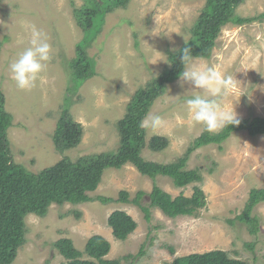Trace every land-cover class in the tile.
<instances>
[{
  "label": "rangeland",
  "instance_id": "374dc122",
  "mask_svg": "<svg viewBox=\"0 0 264 264\" xmlns=\"http://www.w3.org/2000/svg\"><path fill=\"white\" fill-rule=\"evenodd\" d=\"M205 1L129 0L127 6L110 11L85 49L96 61L93 75L76 89L69 62L84 31L74 10L85 0H0V87L6 109L13 114L8 138L14 160L38 172L63 156L76 160L116 150L120 142L116 122L127 112L134 93L171 65L169 51L190 39ZM263 11L264 0H245L236 9L241 16ZM33 26L48 35L52 58L36 87L22 90L11 78L10 64L30 46ZM194 58L201 69L213 65L232 77L234 88L222 99L226 109L235 107L237 118L264 117V18L225 24L211 56ZM199 94L202 91L187 82L182 87L180 77L166 83L147 113L162 116L165 126L156 132L148 129L147 139L162 135L169 144L157 152L146 146L145 158L170 162L193 145L205 128L191 120L185 100ZM65 108L82 124L83 134L77 146L61 152L53 134ZM197 167L203 180L186 187H175L169 176L144 175L131 162L105 169L98 188L89 192L93 200L52 203L44 216L26 215V241L11 264H61L65 258L54 245L57 239L69 237L84 251L94 234L111 242L107 257L122 258L123 263L128 254H134L138 264H168L179 256L224 249L249 264H264V202L254 209L261 216L257 235L237 218L250 190L264 187V134L239 130L221 145L201 146L191 152L186 165L187 169ZM154 184L173 197L191 196L193 185H201L206 204L195 215L176 217L151 207L147 218L139 205L119 200L122 190L129 192L130 199L144 191L141 202L149 205ZM97 196L111 200L102 202ZM116 209L127 211L137 222L124 240L117 239L108 224Z\"/></svg>",
  "mask_w": 264,
  "mask_h": 264
},
{
  "label": "trees",
  "instance_id": "16d2710c",
  "mask_svg": "<svg viewBox=\"0 0 264 264\" xmlns=\"http://www.w3.org/2000/svg\"><path fill=\"white\" fill-rule=\"evenodd\" d=\"M129 0H85L84 4L74 10L78 24L83 28L84 37L76 46V56L69 62L72 68L74 87L79 88L86 79L93 75L95 63L86 52V46L102 28L106 15L116 7L128 5ZM245 0H206L199 16L195 20L190 39L176 51H169L171 65L158 76L150 80L145 87H140L132 96L127 112L116 122L120 142L116 150L83 155L76 160L63 156L56 163L38 172L28 170L17 163L12 155L8 129L13 124V114L6 109V99L0 87V264H11L18 255L19 248L26 241L25 217L29 213L44 216L52 203L69 202L79 204L94 199L89 194L95 191L104 170L110 167L120 168L131 162L144 175L156 178L158 175L169 176L175 187H186L201 182L203 175L200 167L187 169V160L195 149L215 143L221 145L230 135L239 130H247L250 135L264 134V117L256 115L250 118H238V125H227L215 133L204 130L188 150L170 162L149 160L142 154L148 146L152 151H162L169 141L165 136L153 135L147 139V130L139 127L140 121L147 115L155 99L164 93L166 83L179 78L183 70L180 57L182 49L190 48L193 57L209 58L216 44L222 26L229 22L243 24L254 19L264 18V11L254 16H241L236 9ZM1 51V41H0ZM83 127L73 119L65 108L57 122L53 134L56 148L63 152L77 146L82 139ZM144 191H139L133 199L129 192L122 190L119 200L134 202L151 216V207L161 209L166 215H195L206 204V194L201 185H193V194L173 195L157 184L148 196L150 204L141 202ZM102 202L111 198L97 196ZM264 202V187L250 190L244 209L237 216L251 234L260 231L261 216L254 209ZM108 224L117 239H127L137 227L131 214L122 209L114 210L108 217ZM64 256L61 264H138L135 255L128 254L122 258H108L111 242L101 234L90 236L84 251L78 249L71 238L62 237L54 243ZM252 246V245H251ZM87 255L88 257H85ZM168 264H249L241 258L230 256L224 249H214L203 253H191L176 257Z\"/></svg>",
  "mask_w": 264,
  "mask_h": 264
},
{
  "label": "clouds",
  "instance_id": "9594fccd",
  "mask_svg": "<svg viewBox=\"0 0 264 264\" xmlns=\"http://www.w3.org/2000/svg\"><path fill=\"white\" fill-rule=\"evenodd\" d=\"M29 45L10 64L11 78L22 90L36 87L37 81L52 58V45L43 30L32 27ZM180 59L183 65V70L179 74L181 86L183 87L187 82L191 88L199 89L203 93L185 100L191 120L202 125L210 133L218 132L227 125H238L240 120L237 118L235 107L226 109L222 105L223 97L234 88L232 77L225 76L213 65L203 69L196 66L190 48L182 49ZM164 126L163 117L151 113L147 114L139 124L140 128L150 129L153 132L162 130Z\"/></svg>",
  "mask_w": 264,
  "mask_h": 264
}]
</instances>
